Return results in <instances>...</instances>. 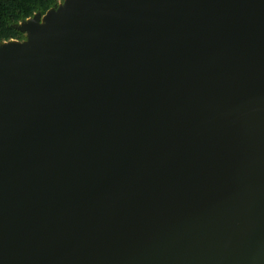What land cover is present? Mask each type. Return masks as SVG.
<instances>
[{"label":"water","instance_id":"1","mask_svg":"<svg viewBox=\"0 0 264 264\" xmlns=\"http://www.w3.org/2000/svg\"><path fill=\"white\" fill-rule=\"evenodd\" d=\"M0 43V264H264V0H63Z\"/></svg>","mask_w":264,"mask_h":264},{"label":"trees","instance_id":"2","mask_svg":"<svg viewBox=\"0 0 264 264\" xmlns=\"http://www.w3.org/2000/svg\"><path fill=\"white\" fill-rule=\"evenodd\" d=\"M63 0H0V43L12 39L24 40L25 33L14 27L37 12L45 14Z\"/></svg>","mask_w":264,"mask_h":264}]
</instances>
